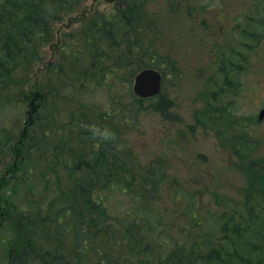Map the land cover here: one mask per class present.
<instances>
[{"label":"trees","instance_id":"obj_1","mask_svg":"<svg viewBox=\"0 0 264 264\" xmlns=\"http://www.w3.org/2000/svg\"><path fill=\"white\" fill-rule=\"evenodd\" d=\"M88 1L0 0V164L6 148L14 143L18 152L22 146L23 142L15 144L16 123L21 121L17 118L33 97L39 102L34 109L43 116V124L32 150L48 162L54 158L59 168L53 161L51 171L68 182L50 199L27 201V214L21 207L19 215L24 216L29 237L19 240V230L14 232L20 250L15 263L28 259L27 264H73V256L85 263L90 258L91 264H264V187L258 192L261 199L245 201L234 222L235 212L204 211L197 194L174 193L171 202L181 205L182 223L188 227L183 241L172 236L161 207L152 202L160 196L166 203L172 190L166 170L153 164L143 168L132 148L120 146L116 138L104 139L103 126L115 117L134 120L138 104L147 101L131 89L141 70L156 68L166 77V66L178 73L159 45L162 31L154 6L160 2L171 12L179 10L181 2L96 0L113 7L101 12L86 11ZM73 15L81 16V22L75 21L80 29L64 32L59 43L56 27ZM247 27L241 36L256 38L255 24ZM46 48L54 50L51 59L45 56ZM237 60L232 68L242 72ZM97 97L103 106L95 104ZM148 100H159L156 109L164 113L173 107L162 94ZM96 107L102 109L98 120L92 118ZM12 112L16 117L8 129L3 122ZM221 143L241 160L255 151V145L243 138L226 136ZM10 171L14 175L17 169L11 166ZM25 182L15 181L13 193L19 194L16 185ZM42 233L46 237L41 242ZM48 241L52 244L43 245ZM127 254H131L129 262Z\"/></svg>","mask_w":264,"mask_h":264},{"label":"rangeland","instance_id":"obj_2","mask_svg":"<svg viewBox=\"0 0 264 264\" xmlns=\"http://www.w3.org/2000/svg\"><path fill=\"white\" fill-rule=\"evenodd\" d=\"M178 1L181 7L176 11L168 8L169 12L160 2L154 6L162 31L159 45L165 47L166 51H163L170 57V63H175L179 69L175 73L173 68L171 71L163 67L166 81L162 96L170 99L173 107L164 113L156 109L159 100H147L138 104L139 111L134 120L126 122L129 118L115 117L103 128L113 140H120V146L133 149L141 167L153 164L166 170L172 190L169 189L165 196L166 203L160 196L152 202L161 207L172 236L184 241L183 230L187 231L188 227L182 223L181 205L171 202L175 199L174 193L177 197L180 192L197 194L206 206L204 211L208 208L226 215L235 212L233 222L238 219L245 201L261 199L258 192L264 187V173L261 172L264 166V120L259 122V114L264 108V25L259 21L264 19V0ZM85 9L107 12L113 7L107 2L89 0ZM76 16L65 19L56 27L59 43L64 32L80 29L75 21L81 22L82 18ZM248 16H252L249 22ZM248 24H255L256 38L246 40L241 36ZM52 52L54 50L46 48L47 59H51ZM234 54L240 55L237 58ZM246 56H249L247 62ZM233 58L239 59L242 72L233 70ZM248 62L252 65L248 66ZM131 89L133 92V85ZM94 102L104 105L98 97ZM35 106H39V102L31 97L24 115L17 118L21 121L16 123L15 144L23 142L22 146L16 152L13 143L9 147L12 153L6 148L7 154L0 164V177L3 178L0 179V264H11L10 254L20 257V250L13 253L15 231L19 230V240L22 236L25 240L29 237L24 216L19 215L21 207L27 214V201L40 203L56 196V190L68 186L65 176L59 180L56 172L51 171L55 168L53 164L59 168L58 162L54 158L48 162L45 157L41 158L39 151L32 150V144L40 139L43 124V116L36 114ZM101 110V107L93 108L94 120L100 118ZM8 116L3 123L9 129L13 128L10 121L16 116L13 112ZM24 128L27 131L21 140ZM226 136L251 141L255 145L254 153L247 160L239 159L231 148L222 146L221 139ZM11 166L17 169L14 175L10 173ZM21 180L26 184L16 185L19 188L16 195L13 193L15 181ZM30 183V188L35 191L29 190ZM173 184H176L175 188ZM41 237L42 242L46 234L42 233ZM4 242L10 244L7 246ZM51 244V241L43 243ZM130 255H126L127 262ZM71 259L73 264H91L90 258L86 263L73 256ZM27 261L24 259L22 264Z\"/></svg>","mask_w":264,"mask_h":264},{"label":"water","instance_id":"obj_3","mask_svg":"<svg viewBox=\"0 0 264 264\" xmlns=\"http://www.w3.org/2000/svg\"><path fill=\"white\" fill-rule=\"evenodd\" d=\"M163 84L164 77L161 71L155 68H146L135 76L133 91L138 98L149 99L160 95ZM263 119L264 110L259 115V120Z\"/></svg>","mask_w":264,"mask_h":264},{"label":"flooded vegetation","instance_id":"obj_4","mask_svg":"<svg viewBox=\"0 0 264 264\" xmlns=\"http://www.w3.org/2000/svg\"><path fill=\"white\" fill-rule=\"evenodd\" d=\"M262 110H264V108ZM259 122H262V121L259 120ZM4 243L7 246H8V244H10L9 242H4ZM12 243H13V246L16 245L13 247V253H14V251L19 252V250H18L19 249V246H18L19 243H15V242H12ZM0 253H1V251H0ZM8 258H10V260H13V262L11 264H16L15 261H18V257L17 256L15 257L14 254H10ZM7 264H9V263L7 262Z\"/></svg>","mask_w":264,"mask_h":264},{"label":"clouds","instance_id":"obj_5","mask_svg":"<svg viewBox=\"0 0 264 264\" xmlns=\"http://www.w3.org/2000/svg\"><path fill=\"white\" fill-rule=\"evenodd\" d=\"M111 138L112 137L107 132L104 133V139H111Z\"/></svg>","mask_w":264,"mask_h":264}]
</instances>
